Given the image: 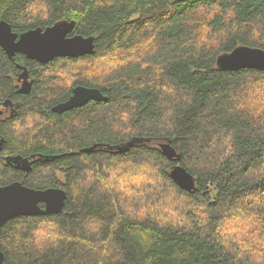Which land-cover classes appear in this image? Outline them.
<instances>
[{
    "label": "trees",
    "instance_id": "1",
    "mask_svg": "<svg viewBox=\"0 0 264 264\" xmlns=\"http://www.w3.org/2000/svg\"><path fill=\"white\" fill-rule=\"evenodd\" d=\"M0 20L17 33L69 20L94 37L93 53L44 64L0 48V99L17 66L35 80L3 124L0 186L67 193L58 213L3 224L6 264H264V70L216 66L264 49V0H0ZM76 85L106 100L54 113ZM11 155L38 159L22 172Z\"/></svg>",
    "mask_w": 264,
    "mask_h": 264
},
{
    "label": "water",
    "instance_id": "2",
    "mask_svg": "<svg viewBox=\"0 0 264 264\" xmlns=\"http://www.w3.org/2000/svg\"><path fill=\"white\" fill-rule=\"evenodd\" d=\"M75 27L74 21L60 20L45 28L36 27L20 33L12 31L10 25L0 20V48L8 58L16 53L23 54L27 59L39 63H47L58 57H79L94 51V37L71 34ZM216 66L222 71L240 69L264 70V49L239 45L230 52L221 53L216 58ZM20 76L24 79L21 93H27L30 82L27 72ZM104 101L106 97L96 87L76 85L66 101L51 107L54 113H62L80 107L89 101ZM97 144L80 149V152L94 151ZM161 153L168 159H180L181 155L171 141L158 144ZM3 149L0 143V151ZM64 153L57 155L60 157ZM22 170L27 171L25 167ZM173 181L183 190L195 188V180L182 165L175 164L169 172ZM67 193L58 187L35 189L24 185L21 181H12L0 186V229L3 224L17 216H35L58 213L65 202ZM42 204V205H41ZM0 264L4 262V254L0 250Z\"/></svg>",
    "mask_w": 264,
    "mask_h": 264
},
{
    "label": "flooded vegetation",
    "instance_id": "3",
    "mask_svg": "<svg viewBox=\"0 0 264 264\" xmlns=\"http://www.w3.org/2000/svg\"><path fill=\"white\" fill-rule=\"evenodd\" d=\"M36 63H39V62H36ZM40 64H44V63H40ZM17 68L19 69V71L17 75L15 76V78L12 80V88L14 89L15 94H13L12 96L10 95L5 96L3 99H0V143L2 147H4V144L6 142L4 138L5 136L3 133V124L6 121H11L15 119V117L18 115L19 109L22 107V102H23L22 98H20V95H25L29 93L35 81L34 76H33V71L30 70V68H28L27 66H21V65L17 66ZM23 70H26L27 72L26 81L30 82L31 84L29 91L25 94L18 91L19 89H21L22 83L24 81V79L20 76ZM73 88L74 86L70 89V92L68 93L64 101H66L69 98V96L72 94ZM13 123L19 124L18 121H14ZM36 159L38 158L35 156L21 157L19 155H11L5 158V162H8L10 166H12L14 169H18L19 171H22V172H28L31 169V166L33 165ZM21 167H25L27 171L22 170Z\"/></svg>",
    "mask_w": 264,
    "mask_h": 264
},
{
    "label": "rangeland",
    "instance_id": "4",
    "mask_svg": "<svg viewBox=\"0 0 264 264\" xmlns=\"http://www.w3.org/2000/svg\"><path fill=\"white\" fill-rule=\"evenodd\" d=\"M69 81L71 82L72 80L68 79L67 82L69 83ZM67 87H68V86H67ZM17 125H18V124H16V126H17ZM209 189H210L211 191H214V188L211 187V186H209Z\"/></svg>",
    "mask_w": 264,
    "mask_h": 264
},
{
    "label": "bare ground",
    "instance_id": "5",
    "mask_svg": "<svg viewBox=\"0 0 264 264\" xmlns=\"http://www.w3.org/2000/svg\"><path fill=\"white\" fill-rule=\"evenodd\" d=\"M64 190V189H63Z\"/></svg>",
    "mask_w": 264,
    "mask_h": 264
}]
</instances>
